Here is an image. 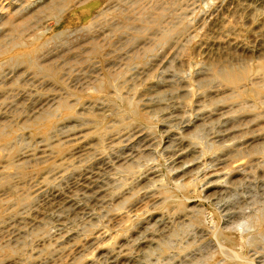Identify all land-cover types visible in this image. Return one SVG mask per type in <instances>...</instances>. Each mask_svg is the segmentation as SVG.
Instances as JSON below:
<instances>
[{
  "label": "rangeland",
  "instance_id": "374dc122",
  "mask_svg": "<svg viewBox=\"0 0 264 264\" xmlns=\"http://www.w3.org/2000/svg\"><path fill=\"white\" fill-rule=\"evenodd\" d=\"M0 264H264V0H0Z\"/></svg>",
  "mask_w": 264,
  "mask_h": 264
},
{
  "label": "bare ground",
  "instance_id": "6f19581e",
  "mask_svg": "<svg viewBox=\"0 0 264 264\" xmlns=\"http://www.w3.org/2000/svg\"><path fill=\"white\" fill-rule=\"evenodd\" d=\"M261 219H262V218H261ZM259 221H260V218L257 219V222H259Z\"/></svg>",
  "mask_w": 264,
  "mask_h": 264
}]
</instances>
